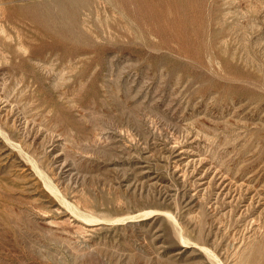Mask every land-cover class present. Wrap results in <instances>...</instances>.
Segmentation results:
<instances>
[{"label":"rangeland","instance_id":"374dc122","mask_svg":"<svg viewBox=\"0 0 264 264\" xmlns=\"http://www.w3.org/2000/svg\"><path fill=\"white\" fill-rule=\"evenodd\" d=\"M0 264H264V0L0 2Z\"/></svg>","mask_w":264,"mask_h":264},{"label":"bare ground","instance_id":"6f19581e","mask_svg":"<svg viewBox=\"0 0 264 264\" xmlns=\"http://www.w3.org/2000/svg\"><path fill=\"white\" fill-rule=\"evenodd\" d=\"M5 0H0L1 3H3Z\"/></svg>","mask_w":264,"mask_h":264}]
</instances>
